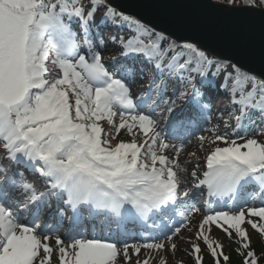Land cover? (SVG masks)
Wrapping results in <instances>:
<instances>
[{"label": "snow or ice", "instance_id": "6c2138e0", "mask_svg": "<svg viewBox=\"0 0 264 264\" xmlns=\"http://www.w3.org/2000/svg\"><path fill=\"white\" fill-rule=\"evenodd\" d=\"M188 6L258 27L264 57V0ZM258 137L264 68L116 0H0V264H231L214 227L264 264Z\"/></svg>", "mask_w": 264, "mask_h": 264}, {"label": "water", "instance_id": "95a60500", "mask_svg": "<svg viewBox=\"0 0 264 264\" xmlns=\"http://www.w3.org/2000/svg\"><path fill=\"white\" fill-rule=\"evenodd\" d=\"M193 0H116L123 10L160 27L168 28L177 35L203 40L224 55H236L249 68H264L258 27L237 35L231 33L223 22L207 17L189 7Z\"/></svg>", "mask_w": 264, "mask_h": 264}, {"label": "rangeland", "instance_id": "374dc122", "mask_svg": "<svg viewBox=\"0 0 264 264\" xmlns=\"http://www.w3.org/2000/svg\"><path fill=\"white\" fill-rule=\"evenodd\" d=\"M224 99H225V97L223 96V93H221L220 96H219V98L215 102V108L213 110L212 116L210 117V119L211 118H213V119H211L212 121L210 120L211 121L210 123H207V126L204 127L205 129L211 127L212 126V123H221V121L219 119H217L215 113H216V110L217 109H220L222 106H224ZM221 129L223 130V125L222 124H221ZM200 135L211 136L212 134L209 133V132H207V131H204V132L195 131L194 132L193 139H192V142L189 145V150L193 149L197 145L198 140L196 138L198 136H200ZM120 138H123L125 140H128L130 137H128V136H122ZM258 139H264V137H258ZM171 142L178 143V141H175V140H173ZM237 142L238 143H242L243 141L238 140ZM221 146H223V144H221ZM205 148H207V144H205ZM197 156H200L201 157V167H203L204 166V164H203V153L202 152H197ZM41 224H43V221H41ZM64 228H61L60 229V234L61 235H63V233H64V231H63ZM183 234L185 236H187V233H183ZM212 234L214 236L220 238L221 241L225 244V252L227 250H229L231 247L236 246L235 244H232L230 241H228V239L224 236V234L219 229H217L215 227L212 230ZM257 236L258 235H254L253 238H256ZM133 242H135V241H133L131 239L129 240V243H133ZM66 243H67V241H66ZM182 247L188 248V245L185 244V245H182ZM185 256L186 255L183 252H178L177 253V259H183L184 260ZM169 259L171 260V257H169ZM53 264H56V255H55V253L53 254ZM154 264H155V262H154Z\"/></svg>", "mask_w": 264, "mask_h": 264}, {"label": "trees", "instance_id": "16d2710c", "mask_svg": "<svg viewBox=\"0 0 264 264\" xmlns=\"http://www.w3.org/2000/svg\"><path fill=\"white\" fill-rule=\"evenodd\" d=\"M115 31H117L116 29L109 27L107 29V34L111 35L113 34ZM124 34L127 35L128 34V30L124 29ZM231 247L229 250L226 251V253H228L231 257V264H239V257L236 256L235 252L233 251V249L235 248ZM253 247L257 250V252H259L261 250L262 247H264V242H262L259 238V236H257L256 238H253ZM184 260L187 262V264H191V258L188 256H185ZM205 264H211V258L210 257H206L205 259Z\"/></svg>", "mask_w": 264, "mask_h": 264}]
</instances>
